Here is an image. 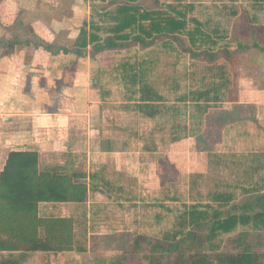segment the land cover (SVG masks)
<instances>
[{
    "label": "trees",
    "instance_id": "obj_1",
    "mask_svg": "<svg viewBox=\"0 0 264 264\" xmlns=\"http://www.w3.org/2000/svg\"><path fill=\"white\" fill-rule=\"evenodd\" d=\"M88 1L89 19L83 22L70 47L47 43L30 29L1 39L0 47L6 49L7 55L17 47L25 46L42 50L49 57L82 58L88 49L90 57H94L133 47L146 50L160 43L165 47L167 44L172 48L178 47L191 58L207 60L212 64L223 58L217 46L229 41V36L217 29L209 30L199 20L189 16L191 6L182 9L171 4L160 5L156 1L155 8L149 9L139 0ZM229 14L236 16L234 11ZM256 29L264 31V27L251 28V38H255ZM251 43L238 44V49L252 47L264 55L260 42L253 40ZM221 53L230 62L229 52L224 49ZM150 66L149 61H125L108 74L100 72V77L105 74L112 76V80L124 90L118 105L111 102L107 107L134 111L147 119L161 115L167 108V100L148 83ZM218 75L219 82L212 83L210 88L182 95L174 102L192 104L200 119L209 110L218 109L224 99L236 102L238 84L230 83L221 68ZM99 76L97 81L101 80ZM101 92L108 100L112 98L109 89ZM221 96L225 97L222 101ZM175 113L172 111V114ZM173 138L172 141H179V137ZM190 179V190H194L203 176L193 173ZM86 180V173L80 171L42 169L36 151L10 152L0 173V264H22L28 254L34 253L82 252L83 249L75 243L74 219L41 216L39 205L85 203L89 192H92ZM218 187L219 183L208 193L205 204L187 207L179 232L171 236L167 233L163 240L139 235L133 240L128 254L135 256L141 264H264V253H255L247 246L231 253L218 251L215 245L219 236L230 234L239 226L264 232V190H243L244 198L239 201L234 187L226 186L221 191ZM202 231L206 232L204 236L200 234ZM142 245L147 247L146 253ZM126 257H118L114 264H122Z\"/></svg>",
    "mask_w": 264,
    "mask_h": 264
},
{
    "label": "rangeland",
    "instance_id": "obj_2",
    "mask_svg": "<svg viewBox=\"0 0 264 264\" xmlns=\"http://www.w3.org/2000/svg\"><path fill=\"white\" fill-rule=\"evenodd\" d=\"M139 1L149 9L155 8L156 1L160 5L171 4L182 9L191 6L189 16L199 20L209 30L217 29L219 33L229 36V41L217 46L223 58L211 64L207 60L191 58L190 54L178 47L172 48L169 44L165 47L160 43L146 50L133 47L117 53L103 54L100 63L104 65L99 73L103 71L108 74L125 61H149L151 71L148 73V83L167 100L166 110L154 119H147L127 110H115L114 113H108L107 117L108 122H114L126 129L127 133L135 132L137 136L142 137L136 144L137 148L141 149L144 145H148L149 149L153 148L155 156L151 173L147 175L148 190L137 193L138 199L136 204L134 203L136 208H119V205L115 204L116 201L99 194L97 200H94L99 203V208L92 211L90 225H87L89 218L87 215L82 216V213L74 219L75 243L83 249L82 252L57 253L54 256L53 253L28 254L22 264H114L115 259L126 255L122 264H141L135 256L128 254L131 252L133 240L139 235L152 240H163L167 233L171 236L172 233L179 232L180 221L187 207L205 204L208 193L214 190L217 183L220 191L225 190L226 186L234 187L239 201L244 198L243 190H264V158L256 160L259 154L264 153V126L256 129L259 136L252 142H248L246 136H243L244 132L248 131L247 127H250L252 109L244 108L243 113L239 111L237 118L235 116L238 120L231 131L230 145L218 149L219 154L224 156L222 161H216L208 154L216 153L214 146L209 143L201 144L196 149L202 154L201 157L207 158L196 160L195 154L188 156L190 154L186 139L187 135H193L200 130L202 119L192 104L174 102L182 95L208 89L212 83L219 82L220 68L235 86L243 79L252 81L256 88H264V55L252 47L246 50L238 49V44L250 45L253 40L260 42L264 47L262 29H256L258 32L254 35L255 38L250 37L251 28L264 27V0ZM232 11L236 13L235 17L230 16ZM224 49L231 56L230 62L226 60L228 57L225 58L221 53ZM107 74L99 76L101 80H98L97 84L101 88L100 92L109 89L112 94L109 101L118 105L124 90ZM221 104L219 107H222ZM172 111L176 113L172 114ZM218 113L223 112H210L212 121L216 122L222 117ZM173 137H179V141H172ZM227 148L230 150L227 151ZM226 154L231 157H226ZM58 158H54L55 162ZM201 162L205 166L200 165ZM80 166L81 164L79 168ZM247 167L251 170H246ZM193 173L202 175L203 180L194 190H190V176ZM248 173L252 175L249 176ZM90 232L97 235L88 237ZM200 234L204 236L206 232L202 231ZM215 245L221 252L236 253L241 251L243 246H247L251 251L261 254L264 253V232L239 226L232 233L219 236ZM142 248L146 253L147 247L142 245Z\"/></svg>",
    "mask_w": 264,
    "mask_h": 264
},
{
    "label": "crops",
    "instance_id": "obj_3",
    "mask_svg": "<svg viewBox=\"0 0 264 264\" xmlns=\"http://www.w3.org/2000/svg\"><path fill=\"white\" fill-rule=\"evenodd\" d=\"M90 13L88 0H0V40L30 29L47 43L70 47ZM104 53L90 57L88 49L82 58L49 57L42 50L21 46L7 55L0 47V173L10 152L36 151L42 169L86 173L92 190L83 204H40L42 216L76 219L82 213L90 225L92 211L99 208L94 201L99 194L116 201L119 208H136L137 193L148 190L155 152L148 145L137 148L142 137L107 121L108 113L123 111L107 107L111 102L97 84ZM221 105L200 120L198 132L187 135L188 156L207 158L196 149L209 143L216 153L208 154L222 161L218 149L230 145L235 116L244 108L252 109L253 117L243 136L248 142L259 136L256 129L264 126V88L240 79L236 102ZM215 110L223 112L216 122L209 117ZM261 158L264 153L256 160ZM96 235L88 233V237Z\"/></svg>",
    "mask_w": 264,
    "mask_h": 264
}]
</instances>
